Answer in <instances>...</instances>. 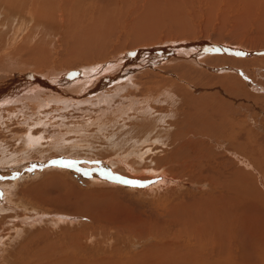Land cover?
I'll return each mask as SVG.
<instances>
[{"label":"rangeland","instance_id":"374dc122","mask_svg":"<svg viewBox=\"0 0 264 264\" xmlns=\"http://www.w3.org/2000/svg\"><path fill=\"white\" fill-rule=\"evenodd\" d=\"M45 1L49 0H0V73L64 74L83 67L109 63L116 57L127 56L129 52L138 49L176 43L204 41L222 47L217 53L211 52L199 59L200 65L179 62L128 75L130 82L109 87L103 95L86 98L80 105L57 101L51 98L48 90L34 83H15L0 94L3 99H9L7 104L0 106V202H4L0 203V264H25L22 257L15 258L16 251L19 248L20 251L22 248L25 250L30 239V236L26 237L27 234H34L36 231L37 238L40 236L44 241L49 235L48 240H54L56 246L60 240L64 241L61 239L64 232L75 238L78 237L76 232L82 234L78 238L80 245H77L75 239L68 238L64 241L67 252L64 255L60 253L61 258L71 253L70 256L77 258L90 255L88 258L92 261L95 259L94 264H100L101 258L113 259L114 253L115 256L140 257L144 253V246L152 243L148 240L149 231H173L174 224L175 230L178 231L179 227L182 229L185 222L183 216L187 215L185 209L188 210L192 223L196 224L194 220L199 217L205 222L207 215L200 216V211L203 210L199 201L211 195L215 184L226 182L219 179L212 185L209 177L212 168L208 171L200 167V163H204L200 159L195 168L188 167L186 171L181 170L184 160L175 162L170 159L165 161L166 157L162 159L170 152L172 144H176L173 143L176 133L181 128L191 127V122L196 121L201 113V110L196 113L199 105L211 103L215 108L227 112L232 107L236 110L235 114L228 113L227 117L222 115L221 119L228 118L229 124L236 129L240 125L244 129L248 128L243 135L245 142L253 134L264 141V0H173L175 4L171 3L172 0H67L64 3L68 10L72 5L71 16L68 10L59 8L64 13L60 11L54 15L57 19L51 17L55 3L46 8ZM146 6L160 7L167 16L173 18L147 23L144 27H149L150 36L145 38L147 41L142 39L135 43L132 36L142 34L135 33L137 31L133 20L137 17V11ZM119 10L123 18L124 15L128 16L127 21L131 26L114 16ZM44 11L51 14L42 20L39 16ZM109 14L111 18L114 16L117 27L97 48L104 57L90 61L73 57L69 49H73L75 36H78L77 29L73 26L84 21L88 23L93 18L99 20L101 15L107 17ZM231 51L248 54H231ZM141 63L145 62L141 59ZM82 81L87 80H78L76 83L83 86ZM115 86L121 88L110 90ZM86 87L88 86H84ZM31 95L34 97L31 98ZM13 100L16 101L12 102ZM237 137L238 135L229 139L224 137L222 143L228 140L233 146ZM211 148L205 157H210L209 160L214 162L217 153L212 152ZM217 150L221 155H217L216 160L221 163V170L229 174L231 170L226 166L228 155L222 153L220 146ZM189 151L192 162L197 154L206 152L197 142ZM244 155L247 156V153L244 152ZM258 157L257 155L255 158ZM69 164L70 167L67 166ZM56 170L65 173L67 180L75 184L78 190L97 193L96 195L104 194L105 200L101 204V211H104H98L97 215L94 212L80 215L73 226L53 219H48L45 223V218L40 220L33 217V211L53 214L75 211H68L67 207L57 203H38L31 198L33 194L28 196L24 193V189L28 190L33 185L37 187L45 184L43 190L47 191L43 192L46 195L55 197L58 193L57 197L64 194L66 188H62L63 184L50 182L53 177L63 176L51 173ZM95 174L104 175L108 182L114 181L116 186L97 183L94 181V177L97 178ZM254 179L259 178L253 174ZM245 180H250L247 175L241 180V185L246 189ZM10 183L12 187L6 188L5 185ZM251 183L256 186L258 184ZM149 188L153 190L149 191ZM10 191L15 195L10 197ZM12 196L15 197L12 199ZM183 202L185 205L182 207ZM115 205L118 207L115 208ZM182 212L185 213L181 215ZM29 216L31 219L24 218ZM168 217L174 223L169 222ZM164 223H168V227ZM158 224L166 227L163 229ZM54 227L56 237L61 236L59 242L51 231ZM111 227H116L117 232L112 231ZM18 228L22 231L20 235L15 231ZM124 229L139 230L141 239L126 247V244H121L124 242L121 241V231L126 232ZM189 250L196 252L193 247H189ZM54 252L56 253V249ZM70 256V263L65 259V263L57 262V257H54L49 264H72ZM181 263L192 264L182 260ZM114 264H121L120 259ZM261 264H264V257Z\"/></svg>","mask_w":264,"mask_h":264},{"label":"bare ground","instance_id":"6f19581e","mask_svg":"<svg viewBox=\"0 0 264 264\" xmlns=\"http://www.w3.org/2000/svg\"><path fill=\"white\" fill-rule=\"evenodd\" d=\"M64 2H67V0H63V1L62 0H52V1L49 0L47 2L45 1L46 5L44 4V6L47 8L51 4L55 3L53 14L50 13L52 15L51 17L53 19H55L56 17L54 15L59 14V12L61 11L59 8H64L65 10H68L66 7V4ZM137 2L138 1H136V3ZM172 2H173V0L171 1V3ZM173 3L175 4V1ZM71 7H72V5L69 7L70 10L67 11L70 16H71V11H72ZM131 7H132V5L130 6V8ZM159 8H157L156 6H146V7H143L142 9H140V11H137L138 12L136 15L137 17L135 18V20H133V21H135V23H134L135 30L137 31L135 33L136 34L137 33L142 34V36L141 35L140 36L139 35L138 36H132V38L134 37L135 43H139L142 39H145V38L150 36L149 27H144V25H146L147 23H151L152 21L157 22L159 20H161V21L162 20L163 21L164 20H170L173 18L172 16H167L168 14L166 12L164 13L162 8H160V9ZM46 12L47 11H44L43 14L40 13L39 18L44 20L47 17H49L50 14H48ZM60 13L63 14L64 12L61 11ZM114 16H116V17L118 16L119 20L123 19V23L129 24V22L127 21L128 16L124 15V18H123V14L120 10L118 12H116V15H114ZM114 16L111 18L110 14L107 15V17H104L101 15L99 20H98V18H93V20H89L88 23H86L84 21V23H79V24H75V25L73 24L74 29H77L76 34L78 36H75L76 43L73 46V49L72 50L69 49V52L71 53V55L73 57H75L76 59H79L81 61H90V60H96V59L103 58L104 56L97 51V48L102 44L104 38L105 39L108 38L109 35H111L115 31V29H116L115 27H117V25L115 26L116 21L114 19ZM160 24H162V23L160 22ZM43 25H44V23H43ZM48 26L52 27L51 25H48ZM120 28H122V27H120ZM46 32H47V30H46ZM147 39H145V40L147 41ZM176 45H177L176 48L179 49L178 50L179 54H173V56H171L166 62H163L162 57H160V54H164V52L162 50H160V49H162V47L157 46L158 49H155L157 47L147 48L148 52L146 55H143V53L145 52L146 49H138L137 51H135V53L129 52L127 56L122 55V56L116 57V59H113V61H111L109 63L103 64V65H98V66L83 67V68H80L76 71H71V72H67L64 74H60V73H53L54 75H51V74H48V75L33 74L30 77H26L25 75H27V74L21 75L18 72H16V73L15 72L3 73V74L0 73V75H1L0 76V94L5 92V90L8 87H11L15 83H23V82L34 83V84L41 86L43 89L48 90L47 92H48V94H51V98H53L57 101L63 102L65 104L80 105V104L84 103L83 100L86 98L98 97V96L103 95L104 91L108 90L109 87H112L118 83L130 82V77H128V75L129 76L133 75L139 71H144L147 69H154V68L164 66L167 64H175V63H179V62H186V63H193L196 65H200L199 59L203 58L206 54H209L211 52L214 53L212 47H219V46L211 45L209 42H204V41L176 43ZM200 45H201V47L202 46L206 47V45H208L209 51L206 54H202V55H199L196 58H194V54H196V51H198V48H199L197 46H200ZM225 48L229 50V47L226 46ZM236 53L240 54L237 51H236ZM141 59L145 63H141ZM159 59L161 60V62L159 61ZM69 75H71L72 77H70ZM74 77H76V79H73ZM124 77L125 78L128 77L127 80H125ZM78 80L79 81L80 80H84V81L87 80V81H85V82L82 81L83 86H79L80 84L76 83V81H78ZM78 86H79V88L76 90V87H78ZM84 86H88V87L84 88ZM2 88H5V89L2 90ZM117 88H121V87L115 86V88L110 89V90H115ZM35 92L37 93V91H35ZM39 93H41V92L39 91ZM30 94H32V93H30ZM27 95H28V93H27ZM40 95H42V94H40ZM56 96H61L62 98L61 97L57 98ZM33 97L34 96L31 95V98H33ZM48 99H49V96H48ZM15 101L16 100H13L12 102H15ZM8 102H9L8 97L4 98V99L2 97H0V106L7 104ZM37 102H38V100H37ZM42 104L44 105L43 101H42ZM67 107H68V105H67ZM82 107H83V105H82ZM197 109L198 110L196 113L198 114L200 112V110H201V113L198 115V118H196V121L191 122V127L188 126V128H181L180 131L178 133H176L175 142H173L176 144L175 145L172 144V148H171L170 152L168 151L167 154L164 155L162 159H164L166 157L165 161H166V159H167V161H168V159H170V161L173 160L175 162H179V161L182 162L184 160V162L181 163L183 166L181 170H185L188 167L195 168L196 163L198 162V159H200V162H204V163H200L201 164L200 167H204L208 171H210V169L212 168L211 173H216L215 175L211 174V173L209 174V177L212 181L211 182L212 185H214V183H216L219 179H223L226 181L222 184H218V185L215 184L212 188V192L210 193L211 195L204 197L199 201V206L203 210V211H200L201 212L200 216L207 215V218H206L207 220L205 222L201 221V219H199L200 218L199 217V218H196L194 220V222H196V224H194V223H192L193 221L190 218V216H188V210L185 209V212H187V215L184 214L185 212H182V214H181V215L184 214V216H185V217L183 216V218H185V222L182 226V229H181V227H179V228H177V229H179L178 231L175 230L176 227L174 224L175 229L174 230L172 229L173 231H165V230H159V229H156V230L153 229L155 231H153V230L149 231L148 232V240H149V242H152V243L148 246H146V245L144 246V248H145L143 251L144 253L140 252L143 254V255L141 254L140 257L139 256L136 257V255H133L131 257V255H130L129 257H131V258L129 259V257H125L124 255L116 254V256H115V253H114L113 259L101 258L100 264L118 263V259H120L121 264H182L181 260L183 262L184 261L192 262V264H261L263 257H264V141L262 139H260V137H257L253 134L252 137L248 136V140L245 142L243 140V135L245 133H247L248 128H246L247 129L246 130L242 127V125H240L239 128L236 129V127H232V124H229L228 118H225L224 120L221 119L222 115H225V117H227L228 113L231 115L235 114L234 111L236 112V110L233 109L232 107L229 108V109H231V111L227 112L221 108H215L211 103H207V104L199 105ZM3 111H5V110H3ZM231 122H233V121H231ZM257 133H255V134H257ZM237 135H238V137H237L238 140L234 142L233 146H231L232 143L229 142L228 140L225 141L224 143H222V140L224 137L229 139V138H233ZM196 142L199 146H201L202 149H205L206 152L197 154L194 158L195 161L192 162L191 160L193 158L189 159L190 157H192L189 149H192V145L195 144ZM219 146H220V148L223 149L222 153H225L228 155V161L226 163V166L229 170H231V172L229 174L226 171L221 170V168H220L221 163H219L216 160V158L218 159V156L221 155V152L217 150V148ZM230 146H231V148H229ZM210 147H212L211 148L212 152L215 151L217 153L215 156L216 158H215L214 162L209 160L210 159L209 156H208L209 159L205 157V155L207 156V151L210 149ZM53 148H55V147H53ZM60 149H61V147H60ZM244 152L247 153V156L244 155ZM21 153H22V151H21ZM257 155L259 157L255 158ZM203 156L206 159L203 158ZM56 158H54V159H56ZM60 159H61V157H60ZM78 160H80V159H78ZM45 161H46V159H45ZM211 163H213L214 165H212ZM52 172L60 173L63 175V176L53 177L52 181H54V182H52V181H50V182L52 184H56L57 182H60L61 184H63L64 187H62V188L63 189L66 188V189H64L66 191L65 193L62 191L64 194H59V196H57V197H56V195L58 193L56 195H54L55 197L46 195L44 192H46L47 190L46 191L43 190L45 188V186H44L45 184H43V185L40 184L37 187L33 185L28 190L24 189V193L28 196H31V194H33L31 198L38 203H54V204L57 203L58 205H62L64 207H67L68 211H69V209L70 210L73 209L75 211L68 212V213L66 212V213H62V214H56V213L53 214V213H49L46 211L45 212L33 211L31 214V215L34 214L33 217L35 216V218H39L40 220L42 218L43 219L45 218L44 219V221L46 220L45 223L48 221V219H53V221H57L58 223H66L67 222L68 225H72V224H75L74 222L77 223V220L81 217L80 215H88V214H91L93 212L97 215L98 211L102 210L101 204H102V201L104 202V200H105V198L103 197L104 194L96 195L97 193L91 194V193L82 192V191L78 190V187L75 186V184H73L72 182H69L67 180L65 173H63L62 171L58 172L57 170L51 171V173ZM162 174H165V173H162ZM253 174L256 177H258L259 179L253 180ZM108 175H110V174L108 173ZM246 175L249 177L250 180L244 181V186H246V189H245V187H243L241 185V180ZM95 176H96V174H95ZM96 177L97 178L94 177V179H95L94 181H97V183L101 182L104 186L105 185H107V186H114L115 185L114 181H113V183L108 182L107 178H105L104 175L99 174V176H98V174H97ZM161 179L163 181L165 180L163 178H161ZM251 182H257L258 184L256 186V185L252 184ZM5 186H6V188L12 187V183L7 184ZM14 190L15 189L12 190L13 193H14ZM148 190L152 191L153 188H149ZM12 191L9 192L10 197H11V195H15V194L11 193ZM97 192L99 193V191H97ZM100 193H101V190H100ZM14 197L12 196V199ZM109 197H111V195ZM108 198H107V200H108ZM118 200H119V198H118ZM111 201H109V202H111ZM0 203H4V202L1 201ZM104 204L106 205V203H104ZM184 205L185 204L183 202L182 207ZM139 206H140V204H139ZM117 207L118 206H116L115 208H117ZM11 208H12V206H11ZM175 209L176 208H174V210ZM12 210H14V208ZM32 210H35V209L32 208ZM172 210H173V208H172ZM55 211L58 212L59 210L58 211L55 210ZM103 211H104V209H103ZM103 211H101V212H103ZM179 211H180V209H179ZM23 212H24V210H23ZM169 214H171V213H169ZM101 216H103V214ZM176 217H177V214H176ZM24 218L25 219H31L30 216L28 218H26V217H24ZM171 218H174V217H171ZM133 219H135V218H133ZM154 219H155V217H154ZM40 220H39V222H40ZM165 220H167V218ZM168 220H169V222H171L169 217H168ZM53 221H51L52 224H53ZM135 221H138V220H135ZM154 222H158V221H154ZM58 223H56L57 226L59 225ZM152 223H150V225ZM161 223H162V221H161ZM171 223H174V221ZM31 224H33V222H31ZM167 224L168 223H166L165 225H167ZM177 224H176V226H177ZM158 225L163 227L160 224H158ZM158 225H157V228H159ZM181 225H179V226H181ZM61 226H62V224H61ZM141 226H143V225H141ZM141 226H139V227L142 228ZM154 226H156V224ZM170 226H172V225H170ZM0 227H1V225H0ZM75 227H73V229ZM119 227H117V228H119ZM165 227L166 226H164L163 229ZM167 227H168V225H167ZM51 228H52V226H51ZM55 228L56 227H54V229H51V231L54 232V236H55V238L58 239L57 240L58 242L60 240L59 237L63 236L61 238L62 240L65 241L68 238L69 239L71 238L72 240L75 239L77 241L76 243L78 245V243H79L78 240H80L78 238L82 236L81 233L76 232L78 234L77 238H75L74 235L68 236L66 232H64L63 235H61V236L57 235V237H56L55 233L57 231L55 230ZM115 228H112V231L113 230L116 231L117 229H115ZM145 228H146V225H145ZM15 231L17 232V235L22 234V231L19 228H18V230H15ZM125 231L126 232L121 231V234H122L121 241H124V242H121V244L122 243L126 244V247H128V244L131 246V243L133 241H135L137 239H141V237H140L141 232H139V230L138 231H135V230L127 231V230H125ZM36 232H34V234L31 232L29 234H27L26 237L30 236L29 237L30 239H28V241L26 243V249L23 250V248H22V250L24 251V253H22L21 252L22 250L20 251V248H19L17 250L19 252L16 251V257L15 258L22 257L23 260L25 261V264H42V262H44L45 264H49L50 259H52V258L54 259V257L55 258L57 257V259H56L57 262L60 261V263H62V262L65 263L64 259L69 262V256L72 255V253L70 255H69V253H67L69 256L65 255L66 256L65 258L60 257V253L63 254L64 252H67L65 250L67 248L66 247L67 245L64 244V241L61 242V240H60V243H59V244H64V245L59 246V244H58V246H56L54 243V240H50V239L48 240L49 235L46 236L47 238H45V240L43 241V239L40 236H39V238H37L38 233H36ZM76 233H74V234H76ZM34 240H36V241H34ZM90 240H92V239H90ZM42 242L44 243L43 246L41 245ZM80 244L81 243H79V245ZM98 244L99 243H97V245ZM83 246H84V244H83ZM47 247H48V249H46ZM189 247H193L196 250V252L195 253L191 252L189 250ZM54 249H56V253L54 252ZM76 251H75V253H76ZM86 251H87V249H86ZM77 252H79V251H77ZM90 252H92V251H90ZM86 253H88V252H86ZM83 255H84V253H83ZM89 256H86L83 258H80L81 256L79 258H77L75 256H70V259H71V262L73 261L72 264L73 263L74 264H94L95 259L92 261L91 258H88ZM255 260H257V262H255ZM14 261L17 262L18 259L14 260ZM55 264H58V263H55Z\"/></svg>","mask_w":264,"mask_h":264},{"label":"water","instance_id":"95a60500","mask_svg":"<svg viewBox=\"0 0 264 264\" xmlns=\"http://www.w3.org/2000/svg\"><path fill=\"white\" fill-rule=\"evenodd\" d=\"M176 44H174V45H164L163 47H162V49H160V50H162L163 52H164V54H160V57H162V60H163V62H166L171 56H173V54H179L178 53V50L179 49H177L176 48ZM197 47H199L198 48V51H196V54H194V58H196L197 56H199V55H202V54H206L208 51H209V46L208 45H206V47H201V45L200 46H197ZM211 48V47H210ZM220 48H222V47H212V49H213V51L215 52V53H217L218 51V49H220ZM155 49H158V47L157 48H155ZM223 52H225L224 50H222ZM147 49L145 50V52L143 53V55H146L147 54ZM135 53V52H134ZM241 55H244V54H248V53H244V54H242V52H239ZM231 54H238V53H236V51H234V52H232L231 51ZM159 61L161 62V60L159 59ZM33 74H31V73H28L27 75H25L26 77H30V76H32Z\"/></svg>","mask_w":264,"mask_h":264},{"label":"snow or ice","instance_id":"6c2138e0","mask_svg":"<svg viewBox=\"0 0 264 264\" xmlns=\"http://www.w3.org/2000/svg\"><path fill=\"white\" fill-rule=\"evenodd\" d=\"M67 166H69V167H70L71 165L69 164V165H67ZM130 183H132V182H130Z\"/></svg>","mask_w":264,"mask_h":264}]
</instances>
